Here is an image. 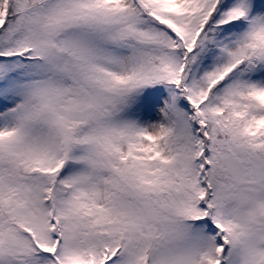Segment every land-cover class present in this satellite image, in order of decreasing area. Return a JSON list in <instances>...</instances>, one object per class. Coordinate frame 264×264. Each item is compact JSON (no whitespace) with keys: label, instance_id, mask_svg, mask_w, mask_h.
Wrapping results in <instances>:
<instances>
[{"label":"snow or ice","instance_id":"obj_1","mask_svg":"<svg viewBox=\"0 0 264 264\" xmlns=\"http://www.w3.org/2000/svg\"><path fill=\"white\" fill-rule=\"evenodd\" d=\"M0 264H264V0H0Z\"/></svg>","mask_w":264,"mask_h":264}]
</instances>
